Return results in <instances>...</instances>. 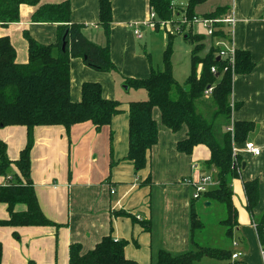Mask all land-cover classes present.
I'll return each mask as SVG.
<instances>
[{"label":"crops","instance_id":"1","mask_svg":"<svg viewBox=\"0 0 264 264\" xmlns=\"http://www.w3.org/2000/svg\"><path fill=\"white\" fill-rule=\"evenodd\" d=\"M65 1L41 0L37 7L23 5L19 23L0 25V38L10 39L18 64L25 65L29 61L24 32H29L43 45L55 44L57 39V26L33 23V14L41 6ZM69 1L72 22L84 25L86 37L104 46V31L98 26V0ZM111 2L112 62L124 78L147 79L151 72L148 56L152 65L160 69L168 39L146 27L151 12L149 0ZM218 9H227L222 17L236 19L231 46L235 50L248 51L255 64L251 74L233 78V103L242 104L233 113V121L256 125L247 143L254 144L261 154L256 157L243 153L244 145H238L243 165L239 178L230 182L239 210V227L233 241L253 245L250 253L242 256V262L254 264L252 256L261 245L253 223H257L256 216L260 219L264 213V0H210L198 6L195 13L203 17ZM136 28L142 30V39L136 37ZM159 36L162 43L156 39H160ZM154 50L159 54L156 62ZM186 62L181 70L183 81L190 75L191 56H187ZM172 63L174 78L181 82L176 74L174 54ZM84 83L101 84L103 97L120 102L122 113L99 132L90 122L73 126L69 134L62 126L35 128L31 180L42 212L58 227L0 228L3 264H69L70 246L80 245L85 255L109 235L116 241L128 242L125 257L137 264H156L159 251L173 256L190 252L193 248L190 216L194 191L184 181H197L216 173L215 169L203 166L211 158L209 148L200 145L191 155L179 153L177 144L187 138V128L173 133L163 125L161 113L155 108L153 118L158 125V143L148 154L147 167L136 173L133 164L125 160L129 152V103L146 101L147 93L125 88L121 77L96 72L86 67L81 59H73L71 99L74 103L81 101ZM0 140L8 146L9 159L16 162L27 144V128L0 126ZM11 170L9 178L19 175L16 166ZM149 177L152 185H144ZM252 181L259 183L260 198L250 214L246 210L244 183ZM7 184L8 179L0 176V186ZM15 210L24 212L26 206L18 205ZM116 212H125L138 222L151 223L152 233L146 232L141 223L134 222L131 217H115ZM7 219L8 206L0 204V220Z\"/></svg>","mask_w":264,"mask_h":264},{"label":"trees","instance_id":"2","mask_svg":"<svg viewBox=\"0 0 264 264\" xmlns=\"http://www.w3.org/2000/svg\"><path fill=\"white\" fill-rule=\"evenodd\" d=\"M175 0H149V7L157 15L156 31L162 23L172 21L179 13ZM185 13L190 22L198 17L195 9L210 0H182ZM41 0H0V25L9 26L19 23L20 7H37ZM99 23L104 31L105 45L91 42L85 35L86 27L72 22L69 0L55 5H44L32 16V22L57 26L55 44L43 45L29 32H24L28 44L29 61L25 65L16 62L17 53L8 37L0 38V126L27 128L26 147L16 162L8 157V146L0 140V176L8 179V184L0 186V204L8 206L9 219L0 220V228L58 227L42 212L31 180V152L34 145V130L37 127L62 126L69 134L73 126L90 122L96 131L112 124L114 117L122 113V104L103 97V88L99 83H84L81 88V101L71 99V62L81 59L86 67L100 73H109L121 77L124 85L132 90H144L146 101L129 103V152L125 159L133 164L136 173L144 170L148 164V154L158 143V125L153 111L158 108L162 123L173 133L184 127L187 138L177 144V151L191 155L200 145L209 148L211 158L204 163L206 169H215L212 176L219 185L205 193L204 202L219 203L224 206L226 218L221 225L226 228L229 240L239 227V210L234 202L232 185L228 178L238 179L234 170L233 147L245 144L256 130L252 122L233 121V113L242 107L233 103V78L236 75H249L255 64L248 51L236 50L234 64L230 58H220L213 49L205 56L206 38L192 30L181 34L183 39L193 46L191 52V71L185 83L178 82L173 75L172 57L174 39L170 38L163 52V69L152 65L147 79L124 78L111 59L110 39L113 23L111 0H98ZM227 9H218L203 18L222 17ZM217 35L227 37V31ZM216 69V73L212 69ZM213 87L210 96L208 89ZM230 129H233L231 132ZM113 139V136H112ZM239 162H242L238 157ZM12 165L19 175L9 178ZM144 185H152L149 177ZM244 193L247 200L246 210L253 214L257 207L260 191L258 181L245 182ZM199 199V200H201ZM191 206V234L193 248L190 252L173 256L159 251L156 264H232L233 253L229 249L203 246L197 236L205 229L196 212L195 202ZM26 206V211L17 212L15 207ZM115 217H131L141 223L144 230L152 233V225L138 222L125 212L114 213ZM257 233L260 245L264 248V213L257 220ZM128 242L116 241L112 235L106 236L93 251L82 255L80 245L70 246L69 264H137L125 257ZM3 247L0 244V264Z\"/></svg>","mask_w":264,"mask_h":264},{"label":"built area","instance_id":"3","mask_svg":"<svg viewBox=\"0 0 264 264\" xmlns=\"http://www.w3.org/2000/svg\"><path fill=\"white\" fill-rule=\"evenodd\" d=\"M173 6H179L180 13L170 22L162 23L160 26H166L173 29L178 35L183 34V32L188 28L189 30L195 31L197 26L201 27L204 30L202 33L206 39L210 42V47L214 51L217 52L220 58H230V63L234 64L236 50L231 46L232 42V34L233 28L236 24V19L233 16H225V17H217V18H203V17H196L192 21H188L186 17V13L184 10L185 2L182 0H175ZM157 15L154 13L153 10L150 12V20L146 24V27L156 30V26L158 23ZM174 24L177 25L175 28ZM174 26V27H173ZM220 31H227V37L217 35ZM173 34V33H172ZM135 35L138 39H142V30L139 28L135 29ZM213 73H216V69H212ZM213 91V87L207 90L205 93L206 96H210ZM232 132L233 129H230ZM238 145H234L233 147V158H234V170L237 171L238 174L241 172V163L238 160L240 155V151L238 150ZM243 153H247L253 156H260V150L252 143H245ZM185 184L191 186L193 188V200H199L201 197L209 192L210 190L216 188L219 185V182L212 176L208 175L205 177H201L199 180H191L187 179L184 181ZM114 191H112V194ZM253 227L257 229L256 223H253ZM234 247H238V242H233ZM261 255L264 259V248L261 246ZM242 253H233L231 262L232 264H243L242 262Z\"/></svg>","mask_w":264,"mask_h":264},{"label":"rangeland","instance_id":"4","mask_svg":"<svg viewBox=\"0 0 264 264\" xmlns=\"http://www.w3.org/2000/svg\"><path fill=\"white\" fill-rule=\"evenodd\" d=\"M175 28H177V25L174 24ZM173 26V27H174ZM195 31L198 33H204V30L197 26L195 28ZM189 32V29L186 28V30L183 32V34L185 35L186 33ZM158 34H163L167 37V39L169 40L170 38L174 39V62H175V70H176V74L178 78H181V82L180 83H184L185 79L183 81V78L181 77V73H182V65L186 62L187 56H191V52L193 50V46L186 42L183 39V36L176 34L175 32H173L172 28H168L166 26H161L159 31L157 32ZM173 33V34H172ZM160 39L158 37H156V39H158L159 42L162 43V37L159 36ZM206 42V41H205ZM209 42V41H208ZM206 42L205 43V50L201 53V56H205V54L208 52L210 45L209 43ZM157 46H159V44H157ZM157 51H153V54H157L156 60L158 61V56L159 54L156 53ZM160 69L162 70V62L159 65ZM187 74V72H186ZM187 76V75H186ZM127 88V87H125ZM123 95H127V96H131V95H135V94H126L123 93ZM15 165H12V167ZM11 167V169H12ZM9 170V175L11 173L12 170ZM4 178V177H3ZM229 182H231V178H228ZM195 206H196V212L199 214V217L201 219V221L205 224V229L197 236L198 240H202V245L203 246H212V247H216V248H225V249H229L232 253H242L244 256H247L250 251H251V247L253 246L252 244H249L248 242H243L241 244H239V247H234L233 243L231 240L228 239L227 235H226V228L223 227L221 225V222L226 218V211L223 205L219 204V203H213V205L211 207H206L204 204V200L201 199L199 201L195 202ZM257 220H258V216H256ZM236 236V235H235ZM234 236V238H235ZM237 240V237L236 239ZM234 242V241H233ZM239 242V241H238ZM252 260L254 264H264V259L262 258L261 255V247L255 249V253L252 256Z\"/></svg>","mask_w":264,"mask_h":264},{"label":"water","instance_id":"5","mask_svg":"<svg viewBox=\"0 0 264 264\" xmlns=\"http://www.w3.org/2000/svg\"><path fill=\"white\" fill-rule=\"evenodd\" d=\"M205 206L206 207H210L211 206V203L207 202Z\"/></svg>","mask_w":264,"mask_h":264}]
</instances>
